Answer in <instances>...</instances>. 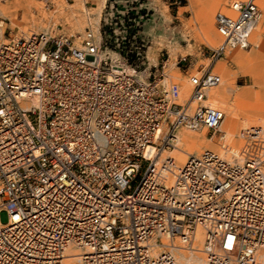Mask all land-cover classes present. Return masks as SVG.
<instances>
[{"label": "built area", "instance_id": "1", "mask_svg": "<svg viewBox=\"0 0 264 264\" xmlns=\"http://www.w3.org/2000/svg\"><path fill=\"white\" fill-rule=\"evenodd\" d=\"M261 16L258 0L230 1L214 18L221 43L204 55L250 50ZM138 69L103 57L91 25L74 37L0 20V264H63L70 247L82 264H178L163 241L190 245L197 228L203 264H260L263 129L244 128L242 146L221 155L158 161L180 129L220 137L225 113L204 105L219 77L188 75L178 104L163 65L147 78Z\"/></svg>", "mask_w": 264, "mask_h": 264}, {"label": "rangeland", "instance_id": "2", "mask_svg": "<svg viewBox=\"0 0 264 264\" xmlns=\"http://www.w3.org/2000/svg\"><path fill=\"white\" fill-rule=\"evenodd\" d=\"M17 1L0 0V20L10 31L47 32L58 28L68 36L77 37L91 24L95 31H99L102 56L114 64L128 59L129 64L138 65L143 78L153 77L163 65L164 81L168 83L166 75L171 64H174V78L170 82L184 89L187 85L190 87L188 75L213 70L220 76L217 68L224 67L226 74L222 76L228 79L229 75L232 87L227 103L217 107L226 114L223 127L227 128L235 121L234 131L237 135L250 125L264 129V125L255 123L264 121V22L259 29L261 39L256 43L252 40L254 44L250 50L236 49L217 61H209L204 53L208 48H216L219 40L215 46L207 42L197 16L200 10L211 6L213 0H199L197 4L193 0H105L100 12H97L100 0H35L36 3H44V7L38 11L28 7L31 0ZM175 1L180 4H175ZM230 1L215 11L213 18L216 13L225 12ZM2 8L7 9L3 12ZM182 58L186 61L180 62ZM190 92L191 87L185 101L178 99L177 102L184 104ZM201 131L212 138L207 130ZM213 143L218 144L215 139ZM166 150L170 153L174 147ZM205 150L207 148L203 146L197 154ZM139 180L137 178L131 185L132 191ZM7 220V213H0V222L6 223Z\"/></svg>", "mask_w": 264, "mask_h": 264}, {"label": "bare ground", "instance_id": "3", "mask_svg": "<svg viewBox=\"0 0 264 264\" xmlns=\"http://www.w3.org/2000/svg\"><path fill=\"white\" fill-rule=\"evenodd\" d=\"M100 1H101L100 5L97 6V12H100L101 9L104 8L105 0H100ZM198 2H199V0H193L194 4H197ZM227 2H228V0H213V3L211 4V6H208L206 9L200 10L198 12L197 18L199 20L198 22H201V25H202L201 31L205 35L206 40L210 45L215 46V44L217 43L216 41H218V40H219L218 46L221 43L219 35L217 34V32L215 33L213 14L215 13V11L224 7ZM17 3H20V0L17 1ZM98 3H99V1H98ZM258 3H259V6L261 8V11H262V16H261L260 20L258 21V23H257V25H256L255 29L253 30L251 37H250V41L254 40L255 43H256V41L261 39V37H260L261 33H260L259 29H260L261 24L264 22V0H258ZM28 7L38 11L39 9H42L44 7V3L43 2L36 3L35 0H31ZM6 9L7 8H2V11L4 12V11H6ZM221 12H224V11H221ZM23 32H25V31H23ZM253 44L254 43H252V45ZM233 50H236V49L228 50V51H226V53H229ZM239 58H241V57H239ZM116 65H120V63H117ZM173 65L174 64H171L170 71L166 75V81H168V83L170 82V79L174 78L173 69H172ZM217 70H219V74H221L220 76L223 77L222 74L225 73L224 67H219V68H217ZM220 76H218L219 77L218 86L206 91V100L204 102L205 106H208L211 108H217V107H222V105L224 103H227L229 93L231 92V87H232L231 83H230V77H229V75H227L228 79H224V77H223V79H221ZM178 86H179V95H178L177 100L181 99V100L185 101V97H187V92L189 91L190 87L187 85L186 87H184V89H182L180 87V85H178ZM220 86H222L221 89L217 90ZM183 96H184V98H183ZM256 98H257V95H256ZM176 103H178V102L176 101ZM178 104H180V103H178ZM194 107H195L194 105H191L189 107L190 108L189 111L193 112ZM262 110L264 111V109H262ZM225 122H226V114H225L224 120L221 123V126L219 128V132L221 133L219 138L217 137V135H213L212 138H209L207 136V132L201 131L203 129H198V130L180 129L181 131L178 130L175 134V137L173 138L174 150L172 152L168 153V150H166V148H164L163 151H161V153H159V155H161V156H158V158H159L158 161H162L166 158H171L174 161V164L177 167H179V166H181V164H184L186 162V160L188 159L189 156L197 155V153H199V151L201 150V147H203V146H206V148H207V150H205V151H211V152L219 153L220 155L223 154V151H222V145L223 144L230 145L235 150L239 149L243 144L242 136H241V132L243 130L241 132H239L237 135V134H235V131H234V127L236 125V122L232 121L231 124L229 125V127L224 128L223 125ZM255 123H259L261 125H264V121H262V120L261 121L259 120ZM182 130H185V131H182ZM263 131H264V129H263ZM214 139L218 142V144H217L218 146L215 145V143H213ZM211 149H214L215 151H213ZM178 164H180V165H178ZM163 243L167 246L166 250L169 251L174 256V258L176 259L178 264H203V262H204V256L202 253L203 234H202V231L200 228L196 229L194 241L190 245L186 244L184 241H181L180 239L175 240L173 243H169L167 241H163ZM263 249H264V247L260 248L259 251L263 250ZM158 251H160V250H157V252ZM186 253H189L190 255L186 254ZM65 254H66V258L63 261V264H82L81 259L79 258V256H77V255H80L79 250L70 247L66 250ZM257 258H258V260L261 261V264H264V250L257 253Z\"/></svg>", "mask_w": 264, "mask_h": 264}]
</instances>
